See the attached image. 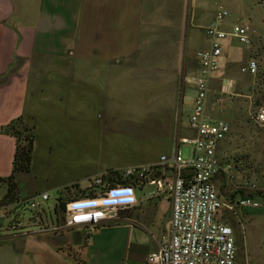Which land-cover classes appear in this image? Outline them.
<instances>
[{
  "label": "crops",
  "instance_id": "obj_1",
  "mask_svg": "<svg viewBox=\"0 0 264 264\" xmlns=\"http://www.w3.org/2000/svg\"><path fill=\"white\" fill-rule=\"evenodd\" d=\"M183 5L184 0H0V177L13 171L16 138L3 131L12 121L20 116L35 120L40 105H47L52 119L77 129L87 117L88 95L100 104L127 90L144 70L159 75L170 56L179 59ZM111 168L88 175V181ZM234 173L219 176L223 184L240 177ZM71 184L84 188L78 179ZM136 199L139 203L117 221L95 231L92 244L83 238L74 244L69 229L43 231L38 221L34 230L15 231L14 237L27 239L18 252H27L22 264H149L147 257L163 235L160 211L171 213L172 202L156 192L136 194ZM231 200L238 201L234 195ZM236 211L244 235L238 245L244 254L237 264H264V207L238 206ZM29 235L36 240L30 242ZM29 250L35 251L32 256Z\"/></svg>",
  "mask_w": 264,
  "mask_h": 264
},
{
  "label": "rangeland",
  "instance_id": "obj_2",
  "mask_svg": "<svg viewBox=\"0 0 264 264\" xmlns=\"http://www.w3.org/2000/svg\"><path fill=\"white\" fill-rule=\"evenodd\" d=\"M183 6L182 25L177 26V40L183 54L177 60L175 56H170L165 65L160 59L161 69L165 72L161 71L158 75L154 73L157 71L144 70L138 81L130 83L127 90L121 88L116 96L104 99L100 104H93L88 95L87 117L81 118L77 129L68 125L71 122L52 119L48 106L40 105L34 120L36 142L32 171L22 175L20 180L23 197L37 195L34 193L43 190L49 192L50 199L42 204L45 225L52 226L57 221L55 208L58 200L65 197L67 187H71L75 179L86 188L89 186L88 175L111 167L147 165L157 161L162 154L169 153L176 137L195 135L189 119L195 107L197 51L211 44L207 27L216 22L220 6L228 9L229 14L217 25L230 30L235 23H248L255 33L252 44L229 36L223 44L220 69L209 78L206 110L213 120L229 121L231 132L221 141V155L234 164V171L237 172L234 175L240 176L230 181L233 184H223L222 178L217 177L215 186L226 197V202H232L233 195L239 200L241 195L251 191L240 186L253 183L264 185V127L259 126L255 118L257 109L264 106V0H184ZM251 57L259 63L258 73L242 71V66ZM224 87H227L226 91ZM191 152V144L181 143L185 159L191 157ZM155 191L153 184H147L135 193L149 196ZM6 192L7 185L0 183V202ZM261 206L264 207V204ZM8 207H0L2 212L12 211L8 217L1 219L4 227L0 228V235L4 237H0V264H22V256L27 252L25 250L22 255L18 252L27 239L21 240L13 234L15 231L34 230L36 222L28 219L26 228H18L19 231L9 227L16 217L30 218L33 212L26 206L17 208L11 204ZM249 211L254 213L253 208ZM236 212L225 208L221 215L234 228L239 245L243 243L244 235L239 230L241 226L238 225ZM239 213L243 217V212ZM160 215L158 223L163 222L160 230L162 240L169 230L171 213L165 210L160 211ZM40 220L41 217L37 219ZM95 233H86L83 239H89L92 244ZM27 238L29 241L36 240L31 235ZM29 252L28 255L32 256L35 251ZM243 254V248L239 249V261Z\"/></svg>",
  "mask_w": 264,
  "mask_h": 264
},
{
  "label": "built area",
  "instance_id": "obj_3",
  "mask_svg": "<svg viewBox=\"0 0 264 264\" xmlns=\"http://www.w3.org/2000/svg\"><path fill=\"white\" fill-rule=\"evenodd\" d=\"M228 14V9L219 7L216 22L207 27L211 44L197 51L195 107L189 119L195 135L176 137L171 151L162 154L157 161L147 165L111 168L91 176L88 187L68 190L69 197L58 200L55 208L57 221L52 226L45 225L42 217V204L50 199L49 192L19 196L13 202L1 203L0 207L9 208L14 204L17 208L26 206L33 212L30 218L16 217L9 227L23 229L28 219L37 221L41 217L38 223L43 231L78 230L83 238L86 233L117 221L124 210L139 203L135 190L153 184L157 194L170 199L172 212L167 234L159 247L147 257L149 264H237L238 244L234 228L221 215V211L225 208L236 211L238 206L257 207L264 204V185L253 183L240 186L251 191L237 202H226L215 186V179L233 171L235 166L230 161L222 160L218 153L221 141L231 132V125L228 120H213L207 113L209 78L220 69L223 44L229 36L252 44L255 33L248 23H235L230 30L217 25ZM242 71L258 73L257 59L251 57L242 66ZM223 90L226 91L227 87ZM255 118L257 124L264 127V106L257 109ZM181 143L192 145L189 159L182 156ZM11 212L0 211V223Z\"/></svg>",
  "mask_w": 264,
  "mask_h": 264
},
{
  "label": "trees",
  "instance_id": "obj_4",
  "mask_svg": "<svg viewBox=\"0 0 264 264\" xmlns=\"http://www.w3.org/2000/svg\"><path fill=\"white\" fill-rule=\"evenodd\" d=\"M35 127L34 118L20 116L3 129L5 133L16 138V150L12 173L6 177H0V182L7 185V192L0 204L13 202L19 197L20 177L32 171L36 142ZM76 187H78V184H72L71 187L67 188L71 190ZM63 205L64 203L62 202Z\"/></svg>",
  "mask_w": 264,
  "mask_h": 264
},
{
  "label": "water",
  "instance_id": "obj_5",
  "mask_svg": "<svg viewBox=\"0 0 264 264\" xmlns=\"http://www.w3.org/2000/svg\"><path fill=\"white\" fill-rule=\"evenodd\" d=\"M72 239L74 244H80L82 241L81 233L80 231L76 230L72 232Z\"/></svg>",
  "mask_w": 264,
  "mask_h": 264
}]
</instances>
